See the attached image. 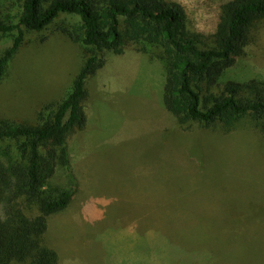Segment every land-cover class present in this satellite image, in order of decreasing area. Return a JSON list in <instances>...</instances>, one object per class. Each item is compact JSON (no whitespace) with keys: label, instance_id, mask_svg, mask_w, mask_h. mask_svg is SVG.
<instances>
[{"label":"rangeland","instance_id":"374dc122","mask_svg":"<svg viewBox=\"0 0 264 264\" xmlns=\"http://www.w3.org/2000/svg\"><path fill=\"white\" fill-rule=\"evenodd\" d=\"M177 1L191 31L213 30L223 0ZM18 12V0H0V16ZM78 21L61 14L41 31L24 29L0 80V119L41 123L39 112L71 90L91 55L61 31ZM11 41L0 34V55ZM159 53L140 54L129 75L116 68L118 87L104 84L99 98L87 100L85 128L67 138L69 166L57 149L44 194L71 187L74 196L48 217L44 244L57 252V264H264V133L246 122L230 130L180 125L162 103ZM229 79L264 84V16L250 23L220 83Z\"/></svg>","mask_w":264,"mask_h":264},{"label":"trees","instance_id":"16d2710c","mask_svg":"<svg viewBox=\"0 0 264 264\" xmlns=\"http://www.w3.org/2000/svg\"><path fill=\"white\" fill-rule=\"evenodd\" d=\"M18 5L17 15L0 16V34L12 36L0 55V80L24 39V29L41 31L61 14L79 17L61 31L72 42L91 47V55L67 95L39 112L41 123L0 119V264H57V252L44 244L48 217L65 210L74 190L64 188L49 196L43 187L56 172L57 149L69 166L67 138L86 126V82L104 66L108 54L158 48L165 69L162 103L180 125L197 122L230 130L246 122L264 133V84L220 83L246 45L250 23L264 16V0L221 1L214 28L205 33L188 28L187 10L177 0H18Z\"/></svg>","mask_w":264,"mask_h":264},{"label":"crops","instance_id":"0c3cea01","mask_svg":"<svg viewBox=\"0 0 264 264\" xmlns=\"http://www.w3.org/2000/svg\"><path fill=\"white\" fill-rule=\"evenodd\" d=\"M116 56V60L107 59L104 66L99 69L96 74L91 78L88 89L89 98H99L101 95V90L105 86L104 84L108 85L111 89L115 86L117 88L118 84L122 81L121 75L114 74V71H117L116 68H121L122 71H125L128 75L132 71V69H129L128 67L131 65H134L139 60L140 54L135 51H127L122 55H113ZM122 57H126L125 60L122 59ZM108 65L109 75H101L99 73L102 72L104 67ZM105 74V73H104ZM99 76V77H98ZM104 79V80H103ZM113 90V89H112Z\"/></svg>","mask_w":264,"mask_h":264}]
</instances>
